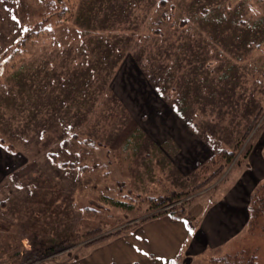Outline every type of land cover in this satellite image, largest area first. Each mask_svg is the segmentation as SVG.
<instances>
[{"label":"rangeland","instance_id":"rangeland-1","mask_svg":"<svg viewBox=\"0 0 264 264\" xmlns=\"http://www.w3.org/2000/svg\"><path fill=\"white\" fill-rule=\"evenodd\" d=\"M158 1L63 0L72 18L49 20L47 32L11 53L41 8L0 0V145L29 160L20 166L17 155L5 166L0 264H217L239 252L264 264V231L248 226L226 233V248L215 241L185 253L199 207L214 203L250 156L264 160V0H165L163 10ZM180 18L197 23L174 26ZM125 58L135 64L119 69ZM33 86L42 102L51 95L50 118L27 112L35 101L25 105L20 92ZM239 140L205 184L213 156ZM180 148L193 156L183 174ZM68 238L75 242L61 249Z\"/></svg>","mask_w":264,"mask_h":264},{"label":"crops","instance_id":"crops-1","mask_svg":"<svg viewBox=\"0 0 264 264\" xmlns=\"http://www.w3.org/2000/svg\"><path fill=\"white\" fill-rule=\"evenodd\" d=\"M126 58L121 61V64L119 65V69H124V67L128 66V68L132 67L133 62L132 59L129 60V62H125ZM128 68L126 69L128 74H130L131 70L128 71ZM117 73V71H116ZM115 74V73H114ZM116 75V76H115ZM111 86L113 82L115 81L117 74H115ZM137 78V77H136ZM135 76L130 75L129 79H124L128 84V88H131L134 83V79H136ZM94 80H89L87 79L85 82L93 83ZM66 88V86H63ZM122 87H125L124 85ZM25 87H21L20 89H24ZM35 86L32 87L33 92L32 93H21V95H25L24 100H26L25 105H30L29 101L32 100L35 101L32 106H27V107H32V109L27 110V112H31L35 115H41V114H51L48 117L50 118L52 116V113L55 112L56 108L53 107V103H51L49 97L51 96L50 94L46 99L48 100L47 102H42L41 97L37 95V92H35ZM61 89V88H60ZM31 94V95H28ZM45 98V96H43ZM37 101V102H36ZM64 102L63 104H65ZM53 109H52V108ZM26 112L25 108H22V111ZM47 110V111H46ZM44 131L42 130L40 132V135H43ZM11 147L9 149L5 148L3 145H0V201H2V204L0 205V210L4 209V205L6 203L5 196L7 194H4L3 191L4 189L2 188L1 185L3 182L6 180L7 175L9 174L7 171L5 173L6 165L10 162V159L12 157H15L17 155H21V158L23 162L19 164L20 166H23L24 164H27L29 162L28 158L24 157L22 154H20L19 151H16L14 146L10 145ZM182 147V146H181ZM183 150L182 148H180ZM184 151V150H183ZM181 152L176 161V166L177 168H180L182 174L184 171H189L191 170L192 166V161H193V156H191V152ZM176 152V151H174ZM179 151L177 152V154ZM184 153V155H182ZM208 154H205V156H202L200 160H204L203 157H207ZM253 155V154H252ZM180 159V160H179ZM248 162V167H238L241 168V171L236 173L235 178H233L229 183L226 184L224 188H227L225 191L224 189L220 191L218 195H216V199L214 203L212 202L211 205L208 207H205L204 209L200 206L199 209L196 211L195 217L197 216V222L195 226V230L193 232V235L190 237V241L187 243V251L185 253L191 254L192 251L197 250L199 252H202L206 250L209 246H211L212 242L218 241V248H226L227 244L230 242V240L233 238V234H236L239 236L244 232V230L247 227V222H248V205H249V197L255 187L264 179L263 175L264 172H259V166L264 168V160L260 161V159L253 155L250 156ZM262 160V159H261ZM184 162V168L182 169L180 167V163ZM179 165V167H178ZM251 166V171L252 173L250 174V170L248 169ZM16 169V168H15ZM13 169L12 172L15 170ZM7 170V169H6ZM185 171V172H186ZM258 176H261L263 178H259ZM9 177V176H8ZM247 177H250L253 179L251 182L247 180ZM256 179V181L254 180ZM255 181V182H254ZM253 185V186H252ZM252 186V187H251ZM251 187V189H249ZM229 189V190H228ZM228 190V191H227ZM8 197V196H7ZM3 211V210H1ZM226 233H233L230 237L227 236L225 237ZM235 235V236H236ZM223 240V241H221ZM89 260V259H87ZM93 261H98L97 259ZM91 262V260H90ZM89 262V263H90ZM91 264H94L91 263ZM95 264H101L99 261ZM106 264H112V262L108 260V263ZM127 264H135L133 262H128Z\"/></svg>","mask_w":264,"mask_h":264},{"label":"trees","instance_id":"trees-1","mask_svg":"<svg viewBox=\"0 0 264 264\" xmlns=\"http://www.w3.org/2000/svg\"><path fill=\"white\" fill-rule=\"evenodd\" d=\"M36 2L39 3V4L37 3V7L41 8V12L37 17L38 18L37 22L30 27H29V25L28 26L24 25L22 32L18 36L19 37L18 40H16V42L14 44H11L10 46H8L6 51L11 52V53L19 52L23 48H26V45L30 42V40L32 38L37 37L38 35H41L42 33H45L48 31V28L51 27V26L47 27L49 20L53 19L54 20L53 23L56 24L57 22H59L61 20H68V19L72 18V15L74 14L73 6H71L68 2L67 3L69 5L67 3L64 4L63 0H36ZM157 5L161 8V10H163L165 7H167V3L165 0H159ZM204 10L205 9H197L194 11L193 14H195L196 11L203 12ZM165 18H166V15L162 11V13L159 16V20H157V21L158 22L163 21ZM188 19L189 18H187V19L186 18H180L173 25L176 27L184 28L186 25L189 24V22L190 23L193 22L194 24L197 23V22H195V19H191L192 21H188ZM158 22H155V26L157 25ZM152 32H153V34L157 33L156 29H152ZM192 47L194 49H200L201 48V46L198 45L197 43H195L194 46H190L187 43L185 45V48H188V49H190ZM20 48H22V49H20ZM182 51H184V50H182ZM5 53L7 54V52H5ZM196 85L199 89L200 84L197 82ZM229 91H228V93H229ZM226 97H229V94H225L224 98H226ZM260 113L261 112L255 113V115L253 116V119L251 120L249 126H253L255 121L258 119ZM241 143H242V141L239 140L237 142V144L234 146V148H232L233 150H223V151H221V152H219L213 156V159L211 161L214 162V165H216V163H218V166L213 170L211 175L207 176L209 178H207L205 184L207 183V181L209 182L210 180L216 178L219 175V173L222 171V169L225 166H227L234 159V157H235L234 156V149H237L238 144L240 146ZM244 156L245 155H243V157ZM211 161L209 163H212ZM211 166H213V164H211ZM173 197H174L173 194H171L170 196H166L163 199L162 204L169 202L170 199H172ZM119 203L121 204L122 202H119ZM122 206H125V204H123ZM125 208H126V206H125ZM164 213L169 214L171 217L179 218L182 216L184 211L180 210V212H179V211H175V210H168V211H164ZM152 217H155V216H152ZM247 226H248L250 232L256 231V230L264 231V180L261 181L255 187V189L253 190V192L250 195L249 205H248ZM111 235H109V236H111ZM73 242H75L73 240V238L65 239L60 243V248L63 249V247H61L62 245H65L64 247L68 248V245H72ZM47 251H49V250H43V251H40V253L45 255V253ZM35 257L36 256H34L33 258H35ZM33 258L28 259V261L30 262ZM255 258H256L255 256L244 258V257H242L241 253L239 252V253L234 254L231 257H226V258L224 257V258L216 261V263L217 264H256ZM20 264H23V263H20Z\"/></svg>","mask_w":264,"mask_h":264}]
</instances>
